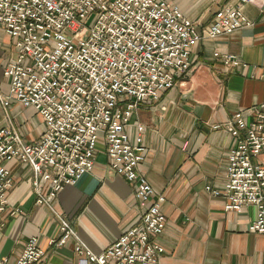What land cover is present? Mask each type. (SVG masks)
I'll return each mask as SVG.
<instances>
[{"label": "built area", "instance_id": "built-area-1", "mask_svg": "<svg viewBox=\"0 0 264 264\" xmlns=\"http://www.w3.org/2000/svg\"><path fill=\"white\" fill-rule=\"evenodd\" d=\"M243 3L261 8L264 0L224 4L199 33L195 21L171 0H0V27L15 48L14 58L2 66L7 88L0 89L5 111L0 126V230L5 214L18 210L8 201L15 175L3 163L13 160L30 167L34 204L47 206L57 218L59 233L48 238V245L59 247L75 237L78 264H158L164 251L155 239L165 226L162 196L140 168L142 125H136L133 138L125 125L138 103L158 100L186 75L192 45L202 34L215 37L252 24L240 11ZM213 55L226 66L239 63L226 51ZM12 102L32 107L42 118L43 129L34 139L24 140L12 124L7 114ZM222 126L232 138L224 181L204 187L223 198L225 210L254 205L256 217L248 230L264 233V99L234 111ZM98 138L104 142L108 167L133 185L140 211L135 224L94 252L76 237L52 201L64 185L92 169ZM45 256L32 235L11 262L3 256L0 264H42Z\"/></svg>", "mask_w": 264, "mask_h": 264}, {"label": "crops", "instance_id": "crops-1", "mask_svg": "<svg viewBox=\"0 0 264 264\" xmlns=\"http://www.w3.org/2000/svg\"><path fill=\"white\" fill-rule=\"evenodd\" d=\"M203 33L214 12L236 0H171ZM252 22L232 33L208 37L192 45L186 75L149 104L138 103L131 111L125 130L130 138L137 124L144 146L141 171L157 195L165 226L155 237L164 251L158 264H264V233L248 230L256 207L225 210L224 200L205 189L224 181L226 152L232 138L222 123L236 110L264 99V5L240 7ZM214 51L235 54L239 63L226 66ZM12 38L0 27V89L8 80L2 75L6 60L13 59ZM33 112L27 115L25 111ZM7 114L24 140L34 139L43 129L40 115L29 106L12 102ZM5 111L0 106V126ZM217 125V126H215ZM92 169L73 184H66L52 201L55 211L72 225L76 237L94 252L101 251L139 219L140 206L133 197V185L110 169L104 142L98 138ZM15 175L8 192L14 213L5 214L0 230V257L8 262L25 241L37 236L45 249L42 264H78L75 237L59 247L48 238L57 237L58 221L45 205L34 204L31 170L25 163L5 160Z\"/></svg>", "mask_w": 264, "mask_h": 264}, {"label": "rangeland", "instance_id": "rangeland-1", "mask_svg": "<svg viewBox=\"0 0 264 264\" xmlns=\"http://www.w3.org/2000/svg\"><path fill=\"white\" fill-rule=\"evenodd\" d=\"M88 22H89V19L86 21V24ZM25 112H26L27 115H30L33 112V110L31 108H28L27 111H25ZM262 156H264V154Z\"/></svg>", "mask_w": 264, "mask_h": 264}]
</instances>
